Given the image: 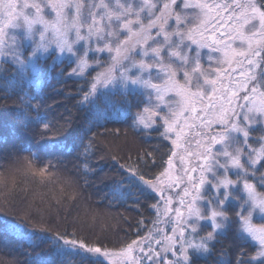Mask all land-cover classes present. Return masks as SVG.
Instances as JSON below:
<instances>
[{
  "label": "snow or ice",
  "instance_id": "6c2138e0",
  "mask_svg": "<svg viewBox=\"0 0 264 264\" xmlns=\"http://www.w3.org/2000/svg\"><path fill=\"white\" fill-rule=\"evenodd\" d=\"M25 42L27 61L22 59ZM205 48L210 50L207 68L201 59ZM49 56L50 70L75 63L66 78L86 80L87 89H77L85 111L91 113L86 106L109 91L126 100L136 97L135 105L128 103L127 111L137 109L129 127L145 139L155 132L171 141L168 167L155 179L146 178L139 163L117 161L119 179L106 193L115 203L138 205L147 190L159 192L164 207L154 224L170 223L171 229L157 228L159 239L149 235L117 252L76 233L53 235L45 228L25 231L12 225L18 246L27 241L33 251L42 245L55 248L54 257L44 260L36 253L31 264H73L77 258L78 264H116L114 257L121 264H198V257L214 254L217 243L222 247L216 264H264V0H0V59L9 57L21 74L30 70L39 83L36 64ZM93 68L102 70L88 80ZM62 77V70L56 73L58 82ZM34 99L24 93L16 113L21 144L30 122L42 124L41 135L51 133L45 149L76 153L84 174L95 175L92 121L80 130L72 120L52 125ZM106 118L94 114L97 122ZM256 125L261 135L253 146ZM33 158L39 156L33 153ZM137 160L144 169L155 166L152 151ZM47 167L55 164L50 160ZM46 171L42 168L40 175ZM161 177L167 178L169 191L180 190L178 206L172 207L171 195H163ZM152 207L159 212V204ZM201 221L210 222L204 235H199Z\"/></svg>",
  "mask_w": 264,
  "mask_h": 264
},
{
  "label": "trees",
  "instance_id": "16d2710c",
  "mask_svg": "<svg viewBox=\"0 0 264 264\" xmlns=\"http://www.w3.org/2000/svg\"><path fill=\"white\" fill-rule=\"evenodd\" d=\"M51 63V56L39 61V83L31 81L28 73L21 74L12 63L0 64V137L7 138L6 143H0V264H31L36 253L44 260L55 256V248L51 246L42 245L35 251L27 241L18 246L16 236L10 231L12 225H20L25 231L45 228L53 235L65 231L76 233L118 252L125 244L145 236L156 217L152 205L158 204L159 199L151 190L140 197L138 205L115 203L106 193L112 181L119 179L117 161L120 164L139 163L141 170L148 173L146 178L155 179L166 167L170 144L158 133L153 132L150 139H145L129 127L131 113L137 109L133 107L127 111L128 103L135 105L136 97L126 100L119 93L107 92L101 94L94 105L86 106L93 109L91 113L85 111L78 105L81 94L77 89L86 90V80L66 78L72 67L68 61L54 70L49 69ZM61 70L64 77L58 82L56 73ZM92 75L89 72L87 79L91 80ZM24 93L36 97L33 104L42 103L41 112L47 114L52 125L72 120L80 130L92 121L89 136H94L95 152L90 165L95 175L84 174L82 158L76 153L45 149L43 145L51 133L49 137L42 136V124L30 122L21 144L16 113L23 107L20 100ZM97 111L107 118L95 121ZM13 128L17 129L15 136ZM251 132L257 137L261 135L258 129ZM251 143L258 146L254 140ZM146 150L152 151L155 158V166L149 169H144L143 161L137 160ZM33 153L39 159L33 158ZM50 160L55 167H47ZM42 168H47L43 176L40 175ZM234 209V204L227 208L230 216ZM231 235L230 232L229 238ZM221 247L217 243L214 254L207 260L198 257V264H216ZM249 251L254 253L255 245ZM230 252L234 255L235 249ZM73 264H78V258Z\"/></svg>",
  "mask_w": 264,
  "mask_h": 264
},
{
  "label": "rangeland",
  "instance_id": "374dc122",
  "mask_svg": "<svg viewBox=\"0 0 264 264\" xmlns=\"http://www.w3.org/2000/svg\"><path fill=\"white\" fill-rule=\"evenodd\" d=\"M208 2L209 3H217V4H221V3H224L225 2V0H208ZM227 2H231V0H227ZM198 11V10H197ZM209 54H210V50L209 49H202L201 50V59H202V63H203V65L205 66V68H207L208 66H209V61H208V56H209ZM91 55V54H90ZM211 55H213V57L215 58V57H218L219 56V54L218 53H211ZM29 56H30V48H28L27 47V42H25V50H24V52H23V56H22V59H24L25 61H27L28 60V58H29ZM102 59L105 61V63H107V56H106V54H102ZM2 62H9V63H12V61H11V59L9 58V57H4V58H2V59H0V64L2 63ZM13 64V63H12ZM15 66H17V67H19L18 65H15ZM73 67H75V63L74 62H72V67H71V69L67 72V76H68V73L69 72H71V70H72V68ZM102 69L101 68H93V69H89V71H88V73L89 72H92L93 73V75H92V77L96 74V72L97 71H101ZM36 71L39 73V71H40V69H39V62H37V64H36ZM25 73H28V76H29V78H30V80L31 81H34L33 79H32V72L29 70V71H26ZM87 73V74H88ZM86 74V75H87ZM73 78H75V77H73ZM109 92H111V91H109ZM253 129H258L259 131H261V127H260V125H256L254 128H252L251 129V131L253 130ZM252 137L253 138H250V143H251V140H254L255 141V139H254V137H257L256 135H254V133L252 132ZM169 144H170V146H171V141L170 140H166ZM256 142V141H255ZM257 146V145H256ZM194 147V146H193ZM175 163H178V161H174ZM168 167V165L166 164V167L165 168H167ZM174 172H175V169L173 170ZM230 176H231V178H233V179H235L236 177H235V174L234 173H232V172H230ZM161 181H162V184H161V187H165V184H166V181H167V178L166 177H161ZM152 191V190H151ZM180 190L179 189H173V190H171V191H169L166 187H165V191H164V193H163V195L165 196V197H167V196H169V195H171L172 197H173V205H172V207L174 208V207H176V206H178L177 205V203H176V200H177V192H179ZM153 192V191H152ZM156 196H157V198L159 199V201H158V204H159V212H158V210L156 209V217H155V219H154V221H156V219H157V216L160 214V213H162V211H163V207H164V201L161 199V194L159 193V192H153ZM233 204H234V202H233ZM235 205V204H234ZM206 206V205H205ZM170 215H172V216H174V213H172V214H170ZM161 219H165V218H163V217H161ZM154 221H153V224L151 225V227H150V229H149V231L147 232V234L145 235V236H143V237H148L149 235H151V236H153V237H155L156 239H159L160 238V236L157 234V228H161V229H163L164 230V232H170V229H171V224L169 223V224H165V223H156V224H154ZM254 222H256V221H254ZM207 231H211V227H210V222H207V221H201L200 222V232H199V235H204ZM142 237V238H143ZM139 240H141V238L139 239ZM138 240V241H139ZM154 247H156V245H153ZM137 255H138V253H136ZM172 257H171V254H169V259H171ZM115 261H116V264H121V261H120V259H119V257H114L113 258Z\"/></svg>",
  "mask_w": 264,
  "mask_h": 264
}]
</instances>
